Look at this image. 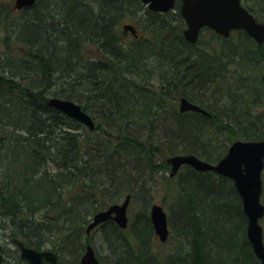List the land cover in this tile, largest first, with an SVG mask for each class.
Listing matches in <instances>:
<instances>
[{
    "label": "trees",
    "instance_id": "trees-1",
    "mask_svg": "<svg viewBox=\"0 0 264 264\" xmlns=\"http://www.w3.org/2000/svg\"><path fill=\"white\" fill-rule=\"evenodd\" d=\"M243 1L264 17V0ZM127 19L139 26L129 41ZM184 25L178 2L160 13L140 0H36L20 10L0 0L1 228L30 247L48 243L65 264H80L95 231L101 264H261L233 182L212 171L184 165L176 177L175 249L163 252L170 237L159 242L149 218L152 189L170 179L156 154L215 163L233 140L264 138L255 125L264 123V42L207 28L218 45L193 44ZM51 96L80 104L94 130ZM182 96L209 115L180 112ZM127 194L138 207L127 228L108 219L86 234L89 216ZM209 205L227 232H209Z\"/></svg>",
    "mask_w": 264,
    "mask_h": 264
},
{
    "label": "water",
    "instance_id": "water-1",
    "mask_svg": "<svg viewBox=\"0 0 264 264\" xmlns=\"http://www.w3.org/2000/svg\"><path fill=\"white\" fill-rule=\"evenodd\" d=\"M36 0H14V8L21 9L31 6ZM154 11L167 12L173 8L175 0H141ZM180 14L185 22L182 33L184 38L195 43L201 28L208 27L216 33L227 37L232 30L242 29L254 41L261 44L264 41V22L257 21L251 12L245 8L240 0H181ZM125 31L133 36L138 35L134 25H122ZM48 104L72 119L80 122L90 130L95 128L91 115L82 109L77 102L51 96ZM179 110L196 111L208 114L198 104L186 97L179 98ZM170 165V176L177 174L182 165H188L197 171H214L228 177L234 183L238 192L244 214L247 217L246 236L251 244L253 253L264 264L263 226L260 223L264 216V203L261 201L262 178L264 167V139L262 140H234L228 147L226 154L216 163H210L195 154H172L166 157ZM130 195L122 202L112 203L105 209L96 212L86 227L90 233L98 224L112 219L119 227L126 228L128 223L127 207ZM149 217L154 233L160 242H165L169 235L167 212L161 204L153 203L149 209ZM20 257L27 264H64L50 249H37L25 246L22 241L14 238ZM0 245V264H1ZM80 264H101L91 244H87L80 257Z\"/></svg>",
    "mask_w": 264,
    "mask_h": 264
},
{
    "label": "rangeland",
    "instance_id": "rangeland-1",
    "mask_svg": "<svg viewBox=\"0 0 264 264\" xmlns=\"http://www.w3.org/2000/svg\"><path fill=\"white\" fill-rule=\"evenodd\" d=\"M247 2L248 1L245 2L242 0V3L245 6L249 3V2L248 3ZM12 3H14V0H12ZM259 20L264 21V17H260ZM135 21L136 20L127 19V21H125V22H130V23L136 25ZM138 28H139V26H138ZM231 36H232V39L235 40V42H237L236 44L239 46V49L244 48V45L241 42V38L239 37V35L237 33H233ZM131 37L132 36L130 34H127L126 39L129 41V40H131ZM199 40H201V42H205L207 46L209 44L218 45V43H215L211 40V32L208 29H203L201 31V33L199 35ZM213 40H214V38H213ZM255 125H256V129L260 128V130H264V123H262V124L259 123V124H255ZM181 154H186V153H181ZM167 156H169V155L162 157V155L158 153V154H156V156H154V160L160 161L163 158L166 159ZM169 172H170V167L167 164V169L164 171V175L166 174V177H168L170 179L166 180V178H162L158 187H154L152 189V191H151L152 194L149 197V201L151 199L149 207L153 203L161 204L164 207V209L167 211L169 219H170V216H171L170 210L174 206V204L176 203V201H175L176 195H175V192H173V188L175 189L174 184L176 183V177L181 173V169L179 170L178 174L175 176H170ZM263 177H264V175H263ZM263 195H264V192H263ZM263 197H261V199H262V202L264 203ZM121 199H119V200H121ZM137 208H138L137 206H135L133 203H131V205L129 206V210H128V217L129 218H131V212ZM97 211H95V212H97ZM148 212H149V208H148ZM204 216L208 222L207 227L209 229V232H227V227L220 221V215L217 213V210L213 205H209L206 208ZM91 217H92V215L89 216V219H91ZM260 223L262 224V226L264 228V217L260 220ZM169 228H170V235H169L170 240H169V243L164 244L163 246L161 245V249L163 250V252L175 249V247L177 246L175 243V241L177 242V239H175V236L173 237V233L176 232L175 231L176 226L170 224V222H169ZM96 232H98V231H95L94 233H92L91 244L94 247L95 252H97V254L100 255V257H101L105 253V245H104V243H102V240L100 239V237L98 236V233H96ZM11 233L12 232L8 227L6 229H3L0 227V244L2 246L1 253L3 255L2 264H26L19 256V250L16 247V245L14 244V242L12 241V238L15 236L12 235ZM41 249H51V246H49L48 243H45V245H43L41 247ZM79 260H80V258H79Z\"/></svg>",
    "mask_w": 264,
    "mask_h": 264
},
{
    "label": "flooded vegetation",
    "instance_id": "flooded-vegetation-1",
    "mask_svg": "<svg viewBox=\"0 0 264 264\" xmlns=\"http://www.w3.org/2000/svg\"><path fill=\"white\" fill-rule=\"evenodd\" d=\"M177 2H178V9H179V3L181 2V0H178V1L175 0V5L177 4ZM261 44H262V43H261ZM128 223H129V221H128ZM128 223H127V226H128ZM126 228H127V227H126ZM169 229H170V228H169ZM92 230H93V229H91V231H92ZM85 231H86V229H85ZM91 231H90V232H91Z\"/></svg>",
    "mask_w": 264,
    "mask_h": 264
},
{
    "label": "bare ground",
    "instance_id": "bare-ground-1",
    "mask_svg": "<svg viewBox=\"0 0 264 264\" xmlns=\"http://www.w3.org/2000/svg\"><path fill=\"white\" fill-rule=\"evenodd\" d=\"M36 2V1H35ZM24 8V7H23ZM138 31V35H139V30H137ZM132 37H134V38H136L137 36H133L132 34H130ZM183 97V96H182Z\"/></svg>",
    "mask_w": 264,
    "mask_h": 264
}]
</instances>
